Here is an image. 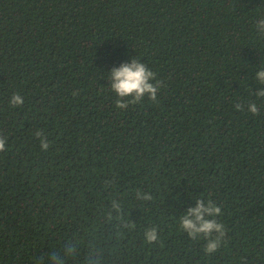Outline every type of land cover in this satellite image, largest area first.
<instances>
[{
    "label": "trees",
    "instance_id": "16d2710c",
    "mask_svg": "<svg viewBox=\"0 0 264 264\" xmlns=\"http://www.w3.org/2000/svg\"><path fill=\"white\" fill-rule=\"evenodd\" d=\"M262 19L264 0H0V264L69 242L68 264H264ZM132 58L157 102L117 109L109 73ZM198 198L228 229L212 254L179 229Z\"/></svg>",
    "mask_w": 264,
    "mask_h": 264
},
{
    "label": "clouds",
    "instance_id": "9594fccd",
    "mask_svg": "<svg viewBox=\"0 0 264 264\" xmlns=\"http://www.w3.org/2000/svg\"><path fill=\"white\" fill-rule=\"evenodd\" d=\"M257 27L261 32H264V19L257 22ZM155 77L156 72L136 58H132L130 62H122L118 67H112L108 78L110 89L117 97L114 101L115 107L126 110L129 105L141 103L146 96L150 101L157 102L160 82L153 83ZM256 79L264 84V67L256 72ZM256 96H264V88L257 91ZM23 103L24 99L18 92L13 93L9 100L12 107L21 106ZM234 107L240 110L243 106L238 103ZM248 111L253 115H259V108L255 102L248 105ZM35 135L41 137V151L47 152L50 141L42 135V130H38ZM6 139V137H0V151L5 149ZM136 198L143 201L153 199L150 194L142 193L139 190L136 193ZM113 206L116 207L117 211H120L119 205L114 204ZM222 215L221 206L215 200L212 198H207V200L198 198L195 206L187 208L179 217V229L193 241L204 239L206 243L203 245V251L206 254H212L220 248L228 230L225 224L218 219ZM127 216L130 217V214L127 213ZM125 226L135 228L136 222L129 219ZM158 239H160L158 226H151L144 230V240L147 244H155ZM76 248L77 245L69 242L67 247L54 249L37 258L36 264H45V262L47 264H68V260L77 254ZM101 256V250L90 249L85 257L86 264H100Z\"/></svg>",
    "mask_w": 264,
    "mask_h": 264
}]
</instances>
